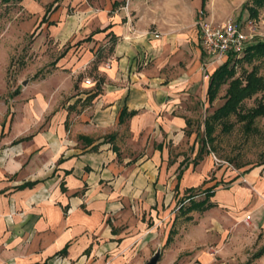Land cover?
Wrapping results in <instances>:
<instances>
[{
	"label": "crops",
	"instance_id": "crops-1",
	"mask_svg": "<svg viewBox=\"0 0 264 264\" xmlns=\"http://www.w3.org/2000/svg\"><path fill=\"white\" fill-rule=\"evenodd\" d=\"M18 3V35L37 27L34 41L47 33L55 49L88 37L111 49L93 67L85 41L76 56L61 57L57 67L89 69L91 79H79L39 131L29 133L34 109L26 104L25 119L15 116L2 140L18 138L0 150V264H144L156 249V264H264V253L251 258L264 248L262 167L217 187L222 171L208 153L195 158V136L184 135L186 104L204 99L209 74L201 75L202 53L180 23L201 1L161 0L157 37L131 31L111 4L94 12L85 0ZM122 107L134 113L119 122ZM199 187L210 206L181 213L178 198L188 205Z\"/></svg>",
	"mask_w": 264,
	"mask_h": 264
},
{
	"label": "rangeland",
	"instance_id": "rangeland-1",
	"mask_svg": "<svg viewBox=\"0 0 264 264\" xmlns=\"http://www.w3.org/2000/svg\"><path fill=\"white\" fill-rule=\"evenodd\" d=\"M18 1L0 0V150L10 147L18 139L2 142L4 138L10 136L16 117L21 114V119H25L26 104L31 103L34 109L33 125L29 133L39 131L53 118V114L63 108L75 95L79 88V79H91L89 69L84 73L69 74L67 68L57 67V61L61 57L68 52L76 56L77 47L85 41L87 43L84 47L88 48L93 55L89 67H93L96 62L105 61L111 49L110 41L103 43L91 37L72 43L67 42L60 49H55L47 33L43 43L34 41L33 35L37 32V27L26 34L18 35L15 27L12 26L13 22L21 17L16 15L21 7ZM85 1L95 12V9L109 8L112 0ZM117 2L114 9L128 15L131 31L149 35H153L155 31L159 33L160 29L152 20L160 19L161 0H118ZM246 2L247 0H205L204 8L196 10L189 24L180 23L184 25L183 29L190 31L195 37L202 53L203 63L200 64V73L203 77L210 74L225 58H215L202 51L196 24L198 15L213 23L222 22L225 19L238 23L247 36L246 49L249 45L264 40V4L257 8L256 16H250L244 8ZM162 5L163 9L166 8V4ZM74 7L66 6V12L73 13ZM161 18V24L169 30L171 26L166 16ZM11 26L14 28L12 29ZM244 52L245 50L235 57L241 58ZM248 58V60L241 58L234 63L233 76L242 77L252 70L254 74L260 76L264 84V53H253ZM61 60L64 62V58ZM228 81L229 79H226L214 90L213 99L210 102L206 101L204 94L203 100L198 102L194 100L186 104L190 109V116L184 130L185 139L194 135L197 149L203 142L200 152L208 153L214 170L222 171L223 176L217 182V187H230L232 185L230 182L235 178L234 173L240 174L243 170L255 167H262L264 171V114L252 119L248 127H246L247 118L243 115L259 103L264 106V86L250 97L243 99L237 113H229L226 118L214 122L208 140L204 136L203 121L223 103ZM78 105L76 102L71 109L77 110ZM222 124H224L223 127ZM231 176L233 177L226 180ZM236 182L242 187L246 185L242 177ZM190 194L193 195L191 200L194 201L203 197L200 187L192 190ZM180 203L186 206L187 201L179 197L177 205ZM173 213L177 214V209H174ZM244 220L249 221L245 218ZM177 221L180 220L177 219Z\"/></svg>",
	"mask_w": 264,
	"mask_h": 264
},
{
	"label": "trees",
	"instance_id": "trees-1",
	"mask_svg": "<svg viewBox=\"0 0 264 264\" xmlns=\"http://www.w3.org/2000/svg\"><path fill=\"white\" fill-rule=\"evenodd\" d=\"M8 1V0H2ZM57 1V0H55ZM200 10L204 8L205 0H200ZM118 2L113 1L111 7L113 8ZM264 4V0H247L244 4V8L248 11L250 16H256L257 8L261 7ZM52 4H49L45 10L51 7ZM96 32L100 30H95ZM253 53H264V40L258 41L252 45H249L246 49L241 58L249 59L248 57L251 56ZM239 58H236L233 54L226 55L224 61L218 65L209 75H208V84L206 88V100L210 102L213 99L214 90L223 83L226 79H229L228 86L225 91V99L223 103L215 108L212 111V114L208 116L207 119L203 121V129H204V136L206 140H208V135L212 131V124L220 119H224L227 117L229 113H237V109L241 103V101L245 98L250 97L259 89H262L264 84L261 82L260 76L254 74L252 70L245 73L244 76H233L234 72V63L238 61ZM133 111H126L124 107H122L119 111L118 121H122L124 117L132 115ZM264 114V106L262 103L257 104L255 107L248 109L244 115L247 118V126L257 116ZM224 124H222L223 127ZM201 147H203V142L197 150V154L195 158L198 159L199 155H201ZM208 192H205L204 197L200 200L194 201L187 196L188 198V205L186 206H179L178 210L183 213L189 211L191 209H203L205 207L210 206L211 203L207 202ZM185 199V198H184ZM171 231H169L170 233ZM168 239V238H167ZM264 253V248L256 251L252 254L251 258L257 257Z\"/></svg>",
	"mask_w": 264,
	"mask_h": 264
},
{
	"label": "built area",
	"instance_id": "built-area-1",
	"mask_svg": "<svg viewBox=\"0 0 264 264\" xmlns=\"http://www.w3.org/2000/svg\"><path fill=\"white\" fill-rule=\"evenodd\" d=\"M196 24L199 30L200 47L205 54L215 58H225L228 54L238 56L245 50L247 36L235 21L225 19L222 22L213 23L198 15ZM153 36L157 37L158 34L154 33ZM244 218L248 219L249 215H245Z\"/></svg>",
	"mask_w": 264,
	"mask_h": 264
},
{
	"label": "water",
	"instance_id": "water-1",
	"mask_svg": "<svg viewBox=\"0 0 264 264\" xmlns=\"http://www.w3.org/2000/svg\"><path fill=\"white\" fill-rule=\"evenodd\" d=\"M159 258V249H156L152 255L144 262V264H156Z\"/></svg>",
	"mask_w": 264,
	"mask_h": 264
}]
</instances>
